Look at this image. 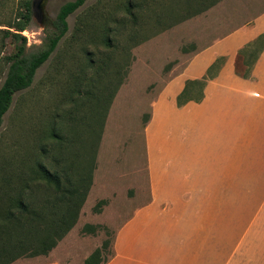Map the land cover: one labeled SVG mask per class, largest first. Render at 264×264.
<instances>
[{
    "label": "rangeland",
    "instance_id": "1",
    "mask_svg": "<svg viewBox=\"0 0 264 264\" xmlns=\"http://www.w3.org/2000/svg\"><path fill=\"white\" fill-rule=\"evenodd\" d=\"M26 1L0 0V83L6 57L19 45L42 49L71 0H45L42 24L32 8L20 19ZM263 9L264 0H87L68 15L67 31L0 125V236L9 240L0 237V250L20 240L29 250L51 223L78 216L48 253L29 250L10 264H84L103 246L108 255L117 227L148 199L142 130L158 90L195 51ZM17 22L23 29L10 27ZM48 173L59 175L60 191ZM239 194L245 202L226 210L240 205L249 218L264 206V187L230 188V201ZM19 199L43 224L8 234L1 215L18 214Z\"/></svg>",
    "mask_w": 264,
    "mask_h": 264
},
{
    "label": "crops",
    "instance_id": "2",
    "mask_svg": "<svg viewBox=\"0 0 264 264\" xmlns=\"http://www.w3.org/2000/svg\"><path fill=\"white\" fill-rule=\"evenodd\" d=\"M142 134L148 199L102 264H264V206L223 205L245 202L230 188L264 187V9L190 56Z\"/></svg>",
    "mask_w": 264,
    "mask_h": 264
},
{
    "label": "trees",
    "instance_id": "3",
    "mask_svg": "<svg viewBox=\"0 0 264 264\" xmlns=\"http://www.w3.org/2000/svg\"><path fill=\"white\" fill-rule=\"evenodd\" d=\"M86 1L87 0H71L60 6L55 22L57 32L53 35L47 36V42L42 49L27 54L25 53L26 48L23 45H19L16 46L17 50L14 47L15 52L11 56L6 57L7 66L2 76V82L0 83V125L2 123L3 115L7 112L12 103L14 94L30 86L36 70L47 60L56 48L60 38L67 31L68 15L82 6ZM30 11L31 3L30 1H26L20 13V19L30 17ZM10 27L15 28L16 30H21L23 29L24 24L22 22H17L14 25H10ZM5 33L8 36H16V33H11L9 31H6ZM47 176L48 180L54 183L57 191H60L61 180L59 175L57 173H48ZM81 185V187H83V182ZM16 205L20 209L18 214L14 213L11 209H7L4 215H1V220H4V222H2V228L6 229L8 234H11L14 230L18 229L22 232L23 227L27 225V223H33L35 225L43 224L42 216H37V213L31 212L25 202L19 199L16 201ZM77 216V211H75L74 215L69 220L61 218L58 221L59 223H51L48 229L42 230L37 238L36 245L29 247V250L32 251V255L48 253L74 226ZM0 237H3L2 240L5 243L9 241L3 232ZM24 247V240L17 241L16 244H13L11 247L9 244L3 245L0 250V258L4 257V260L0 262V264H10L17 258L21 257L24 253L29 251L28 248L24 251ZM103 249L104 246L102 248L98 247L85 258L84 264H102L106 262L112 257L113 251L111 248L108 255L103 257Z\"/></svg>",
    "mask_w": 264,
    "mask_h": 264
},
{
    "label": "water",
    "instance_id": "4",
    "mask_svg": "<svg viewBox=\"0 0 264 264\" xmlns=\"http://www.w3.org/2000/svg\"><path fill=\"white\" fill-rule=\"evenodd\" d=\"M31 8L33 14L38 16L39 24H42V18L45 15V0H32Z\"/></svg>",
    "mask_w": 264,
    "mask_h": 264
},
{
    "label": "bare ground",
    "instance_id": "5",
    "mask_svg": "<svg viewBox=\"0 0 264 264\" xmlns=\"http://www.w3.org/2000/svg\"><path fill=\"white\" fill-rule=\"evenodd\" d=\"M151 130V129H150Z\"/></svg>",
    "mask_w": 264,
    "mask_h": 264
}]
</instances>
